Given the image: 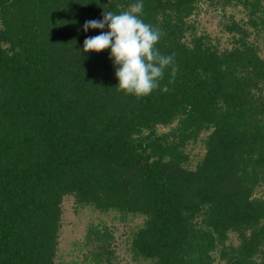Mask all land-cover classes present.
<instances>
[{"label":"trees","instance_id":"obj_1","mask_svg":"<svg viewBox=\"0 0 264 264\" xmlns=\"http://www.w3.org/2000/svg\"><path fill=\"white\" fill-rule=\"evenodd\" d=\"M135 2L0 0V264H62L65 199L139 217L144 264H264V0H143L179 70L141 98L116 90L110 49L83 52L108 31L85 21ZM238 5L228 44L190 18Z\"/></svg>","mask_w":264,"mask_h":264},{"label":"clouds","instance_id":"obj_2","mask_svg":"<svg viewBox=\"0 0 264 264\" xmlns=\"http://www.w3.org/2000/svg\"><path fill=\"white\" fill-rule=\"evenodd\" d=\"M143 8V0H137L118 13L105 10L103 19L85 21L82 26L85 32L107 27V32L84 39L83 52L110 49L116 66V90L136 98L159 89L166 69H171L173 79L179 70L175 54H162L156 47L164 33L142 19ZM161 91L167 92V85Z\"/></svg>","mask_w":264,"mask_h":264},{"label":"rangeland","instance_id":"obj_3","mask_svg":"<svg viewBox=\"0 0 264 264\" xmlns=\"http://www.w3.org/2000/svg\"><path fill=\"white\" fill-rule=\"evenodd\" d=\"M219 13V7L217 10L208 7L207 10H198L197 14L190 18L197 22L200 30H205L221 38L222 43L228 44L229 36L221 26L220 20L228 21L232 17L239 20L244 13L240 5L227 7L224 18ZM251 38H256V36L253 35ZM260 46L262 47L261 53L264 54V41L260 43ZM192 152L196 157L202 154V150L197 146L192 149ZM140 223L139 217L125 219L119 215L114 216L112 213H99L88 207L75 209L72 200L65 199L60 228L59 259L62 264H95L96 260L90 253L96 250L100 256L95 257L101 258L97 264H144L139 259L134 260L128 250L132 231ZM93 227L101 231H104V228L109 229L112 241L106 248L107 251L104 252L94 247L97 244H94ZM108 257H110V263L107 262Z\"/></svg>","mask_w":264,"mask_h":264}]
</instances>
